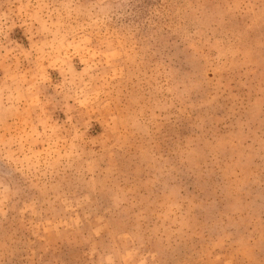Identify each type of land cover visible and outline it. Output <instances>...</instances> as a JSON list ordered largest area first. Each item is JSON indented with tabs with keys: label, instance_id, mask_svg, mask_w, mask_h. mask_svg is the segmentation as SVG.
<instances>
[{
	"label": "rangeland",
	"instance_id": "obj_1",
	"mask_svg": "<svg viewBox=\"0 0 264 264\" xmlns=\"http://www.w3.org/2000/svg\"><path fill=\"white\" fill-rule=\"evenodd\" d=\"M0 264H264V0H0Z\"/></svg>",
	"mask_w": 264,
	"mask_h": 264
}]
</instances>
